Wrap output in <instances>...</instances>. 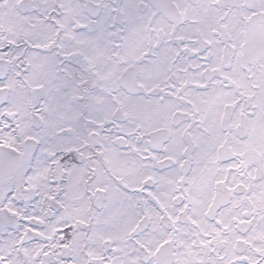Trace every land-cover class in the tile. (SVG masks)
Instances as JSON below:
<instances>
[{
  "label": "snow or ice",
  "instance_id": "6c2138e0",
  "mask_svg": "<svg viewBox=\"0 0 264 264\" xmlns=\"http://www.w3.org/2000/svg\"><path fill=\"white\" fill-rule=\"evenodd\" d=\"M0 264H264V0H0Z\"/></svg>",
  "mask_w": 264,
  "mask_h": 264
}]
</instances>
